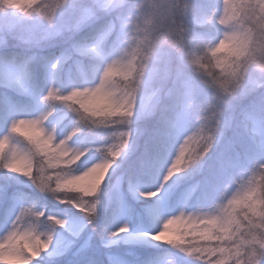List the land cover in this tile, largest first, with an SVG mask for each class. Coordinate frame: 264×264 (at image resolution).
Returning a JSON list of instances; mask_svg holds the SVG:
<instances>
[{
    "label": "clouds",
    "instance_id": "9594fccd",
    "mask_svg": "<svg viewBox=\"0 0 264 264\" xmlns=\"http://www.w3.org/2000/svg\"><path fill=\"white\" fill-rule=\"evenodd\" d=\"M0 16L20 21L0 31L2 56L10 40L32 61L53 40L68 43L66 56L42 63L39 82L27 74L34 95L0 82L35 105L0 132V175L36 193L0 226V264H51L73 219L95 228L105 181L143 120L171 143L159 186L140 198L192 181L171 214L144 226V241L167 245L172 264H264V0H0ZM228 132L235 163L209 193L196 176ZM129 231L98 237L100 246Z\"/></svg>",
    "mask_w": 264,
    "mask_h": 264
},
{
    "label": "snow or ice",
    "instance_id": "6c2138e0",
    "mask_svg": "<svg viewBox=\"0 0 264 264\" xmlns=\"http://www.w3.org/2000/svg\"><path fill=\"white\" fill-rule=\"evenodd\" d=\"M76 10L78 11L79 7ZM70 18L71 13L63 14L57 25H54V29ZM49 34L54 36L55 31ZM67 48L68 43L58 51L41 56L40 60L42 63H47L62 55L66 56L67 52L61 50ZM32 59L31 55H25L23 68L18 73L6 75L0 82H3L6 88L34 95L33 90L24 87L27 78L25 69ZM34 108L35 105L30 100L21 99L17 91H4L0 94V132L6 131L9 123L16 117ZM148 121L150 120H143L141 132L132 142L127 155L117 162L118 167L114 166V170L109 172L105 185L109 186L110 190L105 193L98 205L95 228H85L80 219H73L68 229L60 233L55 240L50 254L51 264H60L61 260L74 249L78 253H86L95 243L94 237L110 234L120 227H129L130 231L122 239L113 240V244L145 242L143 235L145 229L141 225H146L150 219L156 220L163 214H171L177 204L184 199V189L192 182L187 177L162 189L161 196L157 197L155 202L144 201L139 196L140 192L154 190L159 186L160 173L167 163L171 143L170 139L161 142V131L155 125L150 132H147L145 139L144 125ZM234 163L233 145L225 144L223 139L196 179H199L202 186L211 193L213 187L231 170ZM115 175L120 176V179L113 184ZM35 196L36 193L31 188L17 181L12 175H0V226H6L16 209L23 207ZM101 207L104 209L105 218L112 222V226L101 223ZM76 216L79 217V214L77 213ZM178 259L179 264H186L182 257ZM83 264H88V261L84 260Z\"/></svg>",
    "mask_w": 264,
    "mask_h": 264
},
{
    "label": "trees",
    "instance_id": "16d2710c",
    "mask_svg": "<svg viewBox=\"0 0 264 264\" xmlns=\"http://www.w3.org/2000/svg\"><path fill=\"white\" fill-rule=\"evenodd\" d=\"M14 42H9L8 47L6 49H2V51H6L12 55L9 56H2L0 55V62L2 64H6L8 66H11L12 64L22 65L23 66V60L25 58L24 49L22 48H15ZM58 46L52 47V48H45L41 49L39 51H36V59L32 61L25 71L27 74H31L33 79L36 82H39L42 78V62L40 60L41 56L47 55L50 52L58 51ZM15 53H20V57L16 58ZM3 93V89H0V94ZM21 99H23L21 97ZM255 99L254 96H248L247 98H244L240 100L237 103L236 106V115L237 119H239V115L241 113L242 109H245L250 103ZM154 125L153 121H148L144 125L145 129V139L147 138V132H150L152 127ZM232 140V133L228 132L225 138V144L231 143ZM143 143V140L141 141ZM246 143V138H240V145H243ZM232 144V143H231ZM233 145V144H232ZM238 145V146H240ZM45 203L50 207L52 205L51 201H45ZM103 203V201H102ZM100 218L101 223L106 226H111L112 222L110 220H107L105 218V213L103 207L100 209ZM145 225H141V227H144ZM95 243L92 245V247L86 252V253H69L66 258L62 259L60 264H83L84 260H87L88 262L91 261H100L105 260L106 254L110 251V253H116L123 256H126L128 259H130L131 264H151L149 261L151 260L153 263H155L157 260L164 256H168V263L172 264V254L167 250V245H156L152 244L149 245L146 242H133V243H120L117 245L112 246L110 249L106 250L105 248L100 246V240L98 237L93 238ZM115 254V255H116ZM138 254V255H137ZM114 255V256H115ZM114 258H113V264H115ZM126 262V261H125Z\"/></svg>",
    "mask_w": 264,
    "mask_h": 264
},
{
    "label": "rangeland",
    "instance_id": "374dc122",
    "mask_svg": "<svg viewBox=\"0 0 264 264\" xmlns=\"http://www.w3.org/2000/svg\"><path fill=\"white\" fill-rule=\"evenodd\" d=\"M19 24H20V21L14 16H0V31L7 32V31L15 30ZM9 42L15 43V41H11V40ZM66 44H67V42L65 40L58 39V40L50 42L47 46H45L41 49L52 48L55 46H58V48L60 49V48L65 47ZM41 49H39V50H41ZM39 50H36V51H39ZM2 63L0 62V80H2L8 74L18 73L20 71V69L23 68L22 65L8 66V65L2 64ZM50 207H52V205H50ZM111 226H112V224H111ZM73 252L76 253V250L74 249ZM115 254L116 253H112V256H113L114 260H116L115 261L116 264H128V262H125L126 259H124V257L122 255H120L119 253L116 255Z\"/></svg>",
    "mask_w": 264,
    "mask_h": 264
}]
</instances>
